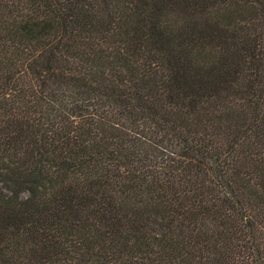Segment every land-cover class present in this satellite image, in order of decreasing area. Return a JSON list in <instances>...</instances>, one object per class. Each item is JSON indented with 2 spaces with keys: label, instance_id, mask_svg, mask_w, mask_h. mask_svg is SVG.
<instances>
[{
  "label": "trees",
  "instance_id": "trees-1",
  "mask_svg": "<svg viewBox=\"0 0 264 264\" xmlns=\"http://www.w3.org/2000/svg\"><path fill=\"white\" fill-rule=\"evenodd\" d=\"M0 264H264V0H0Z\"/></svg>",
  "mask_w": 264,
  "mask_h": 264
}]
</instances>
